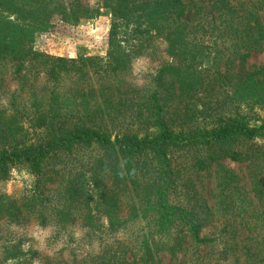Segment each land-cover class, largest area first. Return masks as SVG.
I'll list each match as a JSON object with an SVG mask.
<instances>
[{"label": "trees", "instance_id": "trees-1", "mask_svg": "<svg viewBox=\"0 0 264 264\" xmlns=\"http://www.w3.org/2000/svg\"><path fill=\"white\" fill-rule=\"evenodd\" d=\"M213 2L220 20L207 27L184 19V0H105L114 21L112 48L103 62L98 57L53 56L32 46V34L45 30L54 15L79 21L97 16L99 7L82 0H0V67L12 69L13 78L29 93L28 103L13 92L10 108L21 114L19 122L15 114L7 116V110L0 109V175L8 176L20 165L37 175L32 198L7 204L0 200V220L23 223L34 218L42 226L56 225L60 233L74 211L87 209L92 222L91 211L96 209L111 234L131 223L132 234L104 245L102 264H150L160 252L174 256L188 242L209 250L222 246L218 257L212 252V261H200L228 264L225 259L236 245L228 244L227 235L239 225L248 239L243 245L250 259L246 264H264V211L239 203L244 198L238 196V174L224 170L214 207L190 177L225 157L264 164V146L254 143L264 137V122L252 124L238 105L233 111L221 99L195 110L189 107L206 74L230 90L229 69L220 70L222 61L243 62L263 47L259 9L264 0ZM121 26L131 32L122 38L132 40L127 46L119 39ZM160 37L173 58L138 87L126 73L133 59ZM200 54V61L205 55L210 58L202 66ZM257 73L263 77H255ZM244 76L231 92L241 98L259 95L264 66ZM97 97L100 101L92 102ZM21 121L43 135L33 143L17 140ZM84 154H90L89 162H68L88 159ZM84 172L90 173L87 182ZM57 180L54 195L47 183ZM212 220H221V228L205 232Z\"/></svg>", "mask_w": 264, "mask_h": 264}, {"label": "rangeland", "instance_id": "rangeland-1", "mask_svg": "<svg viewBox=\"0 0 264 264\" xmlns=\"http://www.w3.org/2000/svg\"><path fill=\"white\" fill-rule=\"evenodd\" d=\"M63 1L68 4L71 0ZM184 1L188 7L187 14L184 17L187 21L199 22L210 27L220 20L213 0ZM82 2L91 7H99L98 15L87 18L82 17L79 21H66L61 19V15H54L50 19V25L45 30L35 31L32 34L33 48L53 56L75 59L98 57L105 62L112 48L110 37L114 21L113 14L109 7H106L105 0H82ZM259 16L264 25V6L259 9ZM46 18H50V14ZM28 19L32 20V17L30 16ZM121 27L120 40H122L123 35L131 36V32L126 29L127 27ZM124 30L127 31L124 33ZM155 39L152 47L144 50L142 54L133 59L131 69L126 73L129 75L127 78L132 83H137L138 87L148 83L152 74H156L164 62L173 58V55L168 54L166 51V41L162 37ZM130 42L132 43V40ZM130 42L122 40L123 46H127ZM198 59L199 61L203 59L202 54H200ZM209 59L205 55L204 61H200L198 65L202 66L203 62H209ZM263 66L264 40L262 49L254 51L245 61L241 62L240 59H236L234 64H225V61H222L220 70L224 72L226 68V70L229 69L230 90H224V87H220L217 82H214L215 78L211 74H206L201 92L196 93V96L190 100L189 107L195 110V108H201L206 102H216V100L221 99L226 101V103L228 102L225 107L228 106L233 111L236 110L238 105L241 112L251 118L250 122L252 124L258 125L264 122V83L261 85V93L255 97L241 98L231 92L232 86L234 87V84L239 79L245 78V72H257ZM11 70L10 68L0 67V109L5 108L7 116L15 114L16 122H19L21 114L10 108L13 92L16 91L20 102L26 101L28 103L29 93L26 92L27 89L23 88L22 81L13 78ZM259 76L262 75L257 73L255 77ZM40 80L41 82L45 81L43 78H40ZM219 82L221 81H218V84ZM39 83L37 82L36 85H39ZM96 100L100 101V98L97 97L92 102ZM195 116H197L196 113ZM20 125L23 130L17 133V140L21 141L24 139L27 143H33L41 137L40 135H43L42 131H36L27 121H21ZM9 140L12 143L15 142L12 138ZM254 143L264 146V137L255 139ZM19 144L22 143L19 142ZM244 144L245 148L248 147V144ZM84 155L88 157L90 154ZM53 160L50 161L54 162ZM57 161L59 162L58 159ZM89 161L88 157V159L82 160H76L75 158V160L68 162L86 163ZM261 162L263 161H254V159L238 161L231 157H225L216 161L207 169L192 172L190 177L196 183L198 191L207 199L208 205L214 207L218 204V184L224 170H233L240 178L238 196L241 199L244 198L239 203L244 205L251 203L257 209L264 211V164ZM89 176V172H84L83 181L87 182L90 179ZM36 180L37 175L28 167L24 165L12 167L8 176L0 175V200L2 203L7 204L6 202L11 199L19 202L23 197L32 198ZM59 186L60 180L47 183L49 192L54 195ZM88 189L91 194H95L91 185H88ZM94 205L95 202H93V207ZM91 213L95 215L92 222L88 219L89 212L87 209L82 214L74 211L70 215L67 228L62 229L60 233L57 232L59 228L56 225L42 226L34 218L23 223L1 219L0 259L5 256L8 257L4 264H66V262L71 264H102L101 254L102 248L105 247L104 245L109 241H113L116 237L123 238L132 234L130 232L132 224L126 225L125 229L116 232V234H111L106 230L107 222L102 214H99L96 209H93ZM211 222L212 224L205 229V232L210 230L211 232L218 231L222 226L221 220H212ZM236 229L230 230L227 235L228 244H235L236 248L230 250L229 258L225 259L224 263L246 264L250 260L248 255L243 253L245 249L243 245L248 244L247 234L242 232L244 230H241L239 225H236ZM209 249L208 247H199L188 242L185 248L174 256L165 251L160 252L150 264H202L200 261L202 257H207L205 263L214 259V256L211 257L212 252L216 254L215 258L218 257L219 253L216 252L222 249V246L219 245L214 250Z\"/></svg>", "mask_w": 264, "mask_h": 264}]
</instances>
